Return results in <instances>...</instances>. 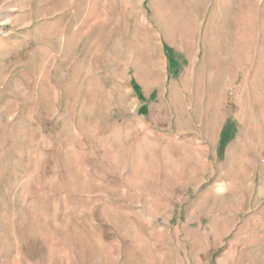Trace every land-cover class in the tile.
Masks as SVG:
<instances>
[{
  "label": "rangeland",
  "instance_id": "obj_1",
  "mask_svg": "<svg viewBox=\"0 0 264 264\" xmlns=\"http://www.w3.org/2000/svg\"><path fill=\"white\" fill-rule=\"evenodd\" d=\"M0 264H264V0H0Z\"/></svg>",
  "mask_w": 264,
  "mask_h": 264
}]
</instances>
